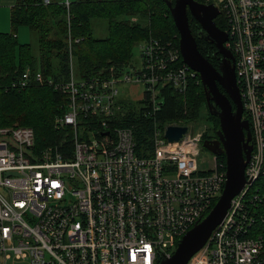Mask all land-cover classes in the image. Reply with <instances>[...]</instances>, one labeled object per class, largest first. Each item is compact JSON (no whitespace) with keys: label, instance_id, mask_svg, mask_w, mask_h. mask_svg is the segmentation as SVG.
I'll return each instance as SVG.
<instances>
[{"label":"built area","instance_id":"built-area-1","mask_svg":"<svg viewBox=\"0 0 264 264\" xmlns=\"http://www.w3.org/2000/svg\"><path fill=\"white\" fill-rule=\"evenodd\" d=\"M204 2L227 24L252 149L243 187L186 264H264V0ZM139 53L138 62L106 76L80 77L70 56L62 80L27 67L6 86L19 92L37 84L63 95L55 127H68L71 140L38 147L32 127L0 126V264H159L216 203L226 165L216 154L210 166L198 161L204 126H187L182 140L170 142L165 130L178 124L156 125L152 151L138 153L120 101L138 102L149 117L161 109L165 85L185 93L200 82L173 40L151 36Z\"/></svg>","mask_w":264,"mask_h":264},{"label":"trees","instance_id":"trees-1","mask_svg":"<svg viewBox=\"0 0 264 264\" xmlns=\"http://www.w3.org/2000/svg\"><path fill=\"white\" fill-rule=\"evenodd\" d=\"M66 1L14 0L10 8L13 31L0 32V126L32 127L38 147L61 145L64 139L70 141V129L55 127L56 117L65 112L66 100L51 87L34 84L19 92L5 90L11 80L27 67L34 69L40 65L44 74L62 80L68 74L69 51L80 77L106 76L111 67L133 62L134 47H139L151 36L163 41L173 40L179 45L178 31L165 0H68V4ZM121 16L125 18L121 19ZM130 16L137 17V21L130 22L126 18ZM146 16L150 19V27L142 24L147 20ZM189 17L198 49L211 62V50L205 42L197 39L194 31L196 22L190 14ZM94 18L107 21L108 35L104 38L94 37L91 26ZM221 22L227 28L226 21L218 16V25ZM23 24L36 29L42 56L36 58L30 44L18 42L16 29ZM61 48L64 49L62 55L58 51ZM52 55L62 58L56 67L51 63ZM161 93V109L149 117L137 110L138 102L120 101L124 105V123L134 125L137 151L142 155L152 151L154 126L206 118L200 112L205 108L208 110L201 81L189 83L185 93L175 91L169 84ZM207 114L211 117L210 125L214 132L219 128V119L209 112ZM207 137L208 133H205L201 139L204 141ZM217 158L222 165L226 163L224 154Z\"/></svg>","mask_w":264,"mask_h":264},{"label":"water","instance_id":"water-1","mask_svg":"<svg viewBox=\"0 0 264 264\" xmlns=\"http://www.w3.org/2000/svg\"><path fill=\"white\" fill-rule=\"evenodd\" d=\"M174 25L178 31L179 50L183 61L199 74L204 87L208 111L219 119L217 139L202 142V147L216 155H225L226 181L221 195L209 213L196 223L179 240L174 252L165 256L159 264H186L206 243L215 227L222 221L230 200L245 183L244 169L251 154L250 128L243 118V104L236 83L233 55L225 46L226 31L218 29L214 19L220 13L213 4L197 0H165ZM189 14L205 30V36L216 41V46L226 59L217 70L198 49L189 24ZM219 85L224 89H220ZM188 131L184 125H169L165 137L170 142H178Z\"/></svg>","mask_w":264,"mask_h":264},{"label":"rangeland","instance_id":"rangeland-1","mask_svg":"<svg viewBox=\"0 0 264 264\" xmlns=\"http://www.w3.org/2000/svg\"><path fill=\"white\" fill-rule=\"evenodd\" d=\"M14 0H0V32H12V24L10 21V8L13 6ZM121 19H124L125 17L121 16ZM127 19H129L130 22H136L137 21V17L135 16H130V17H126ZM147 18V23L146 21H143V26L145 24H148V26L150 27L151 23H150V19L146 16ZM141 22V21H140ZM107 21L103 18H94L91 21V26H92V31L94 34V37H98V38H104L107 34ZM34 29V30H33ZM16 35H17V39L19 43H26V44H30L31 49H32V54L33 56H35L36 58H38V56H42V53L40 51V43L38 41V34L36 32L35 28H31L30 25L28 27V25L23 24L21 26H18L16 29ZM60 52V55L63 54L64 49L61 48L60 50H58ZM56 54V53H55ZM69 54V59H68V67H69V60H70V56L73 57L71 55V52L68 51ZM139 47L138 45H136L133 49V60L138 62L139 61ZM61 57L60 56H55L52 55L51 56V63L56 67L59 62L61 61ZM74 60V57H73ZM73 63H75V61H73ZM36 68H40L42 69V67L40 65H36ZM75 74H77V68L75 67L74 69ZM122 88V94H127V92L129 91L128 86H122L120 87V89ZM136 90V88H134ZM138 91L141 93L143 88L139 87L137 88ZM202 113L205 114L206 118H200V119H194V120H190V121H180L179 123H177L178 125H184V126H188L190 128V131L195 132L197 130V126L200 127H205L206 131L205 133H208V136H210L212 130H211V117L208 116V110L207 108H205L204 110L200 111ZM201 129V128H200ZM213 154L212 152L208 151L207 149L203 148L201 150V153L198 157V161L203 162L204 166H210L213 163ZM175 249H172L170 252H173Z\"/></svg>","mask_w":264,"mask_h":264},{"label":"flooded vegetation","instance_id":"flooded-vegetation-1","mask_svg":"<svg viewBox=\"0 0 264 264\" xmlns=\"http://www.w3.org/2000/svg\"><path fill=\"white\" fill-rule=\"evenodd\" d=\"M199 2V1H198ZM201 3H205L207 4L206 2L202 1ZM219 17H222L220 14L217 15V17L214 19V22L216 24V26L218 27V29L220 30H223V31H226L225 27H223V23L221 22L219 25L217 23V18ZM195 20V19H194ZM196 24H194V31H195V35L197 37V39L199 40H202L203 42H205V45L206 47L208 48V50H211V55H212V61H211V64L217 69L219 70V68H221L226 59L224 57H222L223 55L220 53V51L218 50L217 46H216V41H212V37H211V40L209 39V37H206L205 34L206 32H204L205 30L201 27V25H199L197 23V21L195 20ZM191 28V27H190ZM192 32V31H191ZM193 34V33H192ZM195 37V36H194ZM196 39V38H195ZM197 42V41H196ZM226 42H224V46L226 47L225 45ZM198 45V44H197ZM206 48V49H207ZM227 48V47H226ZM228 49V48H227ZM229 50V49H228ZM200 51V50H199ZM230 51V50H229ZM202 54V53H201ZM203 55V54H202ZM204 56V55H203ZM205 57V56H204ZM208 59V58H207ZM209 61V60H208ZM234 61V60H233ZM210 62V61H209ZM220 89L224 92V89H222V87L219 85ZM207 103V102H206ZM219 129V128H218ZM216 129L214 132L212 131L210 136L207 137V140H214V139H217L218 136H217V130ZM249 144H251L252 146V139H251V134H250V141H249Z\"/></svg>","mask_w":264,"mask_h":264}]
</instances>
